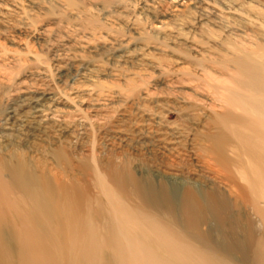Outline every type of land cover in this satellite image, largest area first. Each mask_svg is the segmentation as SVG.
<instances>
[{
    "label": "bare ground",
    "instance_id": "1",
    "mask_svg": "<svg viewBox=\"0 0 264 264\" xmlns=\"http://www.w3.org/2000/svg\"><path fill=\"white\" fill-rule=\"evenodd\" d=\"M257 28L256 41L241 37L228 56L211 61L217 71L195 63L200 75L216 72L231 84L201 82L222 109L204 113L202 129L189 139L202 177L186 171L179 147L188 133L174 127L142 132L155 149L156 170L119 153L102 167L95 156L81 163L84 178L62 169L69 163L63 148H51L55 170L25 149L0 146V264H264V19ZM44 100H20L30 112L11 108L5 129L47 118ZM115 133L119 142L131 141L126 130Z\"/></svg>",
    "mask_w": 264,
    "mask_h": 264
},
{
    "label": "rangeland",
    "instance_id": "2",
    "mask_svg": "<svg viewBox=\"0 0 264 264\" xmlns=\"http://www.w3.org/2000/svg\"><path fill=\"white\" fill-rule=\"evenodd\" d=\"M263 17L264 0H0V146L25 149L52 169L60 166L51 148H63L69 163L62 169L84 178L79 165L94 156L102 167L128 154L156 170L155 149L142 132L174 127L188 133L179 147L186 171L202 177L189 139L202 129L204 113L222 109L210 103L211 90L201 82L231 84L216 72L200 75L198 64L217 71L211 61L228 56L235 40L261 37L256 27ZM34 97L45 98L48 119L6 130L8 111L27 114L19 101ZM116 129L131 137L127 145Z\"/></svg>",
    "mask_w": 264,
    "mask_h": 264
}]
</instances>
